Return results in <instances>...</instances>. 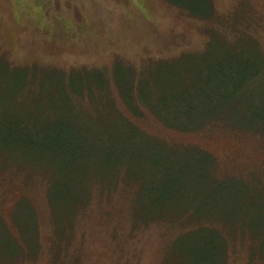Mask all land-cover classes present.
Wrapping results in <instances>:
<instances>
[{
  "label": "rangeland",
  "instance_id": "obj_1",
  "mask_svg": "<svg viewBox=\"0 0 264 264\" xmlns=\"http://www.w3.org/2000/svg\"><path fill=\"white\" fill-rule=\"evenodd\" d=\"M210 3L204 17L205 0H0V264H264V135L218 122L179 131L123 100L167 83L198 94L217 64L252 58L263 73L253 112L237 108L262 114L264 0ZM128 121L142 130L133 143L145 163L130 157ZM60 129L86 140L82 158L42 149L41 135ZM192 147L227 178L204 199L173 197L180 175L162 177L160 162H182L181 182L196 190L208 163ZM205 223L212 230L198 233Z\"/></svg>",
  "mask_w": 264,
  "mask_h": 264
},
{
  "label": "trees",
  "instance_id": "obj_2",
  "mask_svg": "<svg viewBox=\"0 0 264 264\" xmlns=\"http://www.w3.org/2000/svg\"><path fill=\"white\" fill-rule=\"evenodd\" d=\"M205 7L207 12L205 14L204 12L198 13L192 8V10L190 9L189 11L191 13L196 12L200 16L206 17L212 12L210 0H205ZM255 63V59L249 58L248 60H246V63H244L242 67H236L234 69L231 68V61L217 64L213 72L208 71V73L206 74V78H209L210 84L207 83V85H205L204 82L200 86L199 91L197 92L198 94H195V92H192L190 89H188V85L186 83H179V86L181 87H178V90L176 91L172 89L170 83H167L166 87L164 86V84L158 85L157 90L154 92V94L151 93L150 90L146 94H144L141 90H138V87H131L130 90L125 92V94L123 95V100L128 106L131 107L130 109H132L134 112L140 113V111L137 110L133 105V101L135 99L138 100L142 105L150 108L152 112L159 118V120H161L165 125L179 131L199 130L206 125H213L217 124L216 122H218L223 126L244 129L248 131L253 130V132L262 133L264 135V110L262 111L261 115L258 114L253 118L254 115L251 116V114L241 113V111L244 112L241 107L237 108V105L241 103L242 105L246 106L247 111H250V113L253 112L254 102L252 100L254 97L252 94V88L257 85V80H259V78L263 76V73H261V71L258 69L259 67H256ZM157 70H164V74H168L167 71L170 69L160 68L159 66H157ZM211 73H213V75L210 76ZM91 74H93L92 79L97 81L98 88L102 89L103 87H107L105 79L103 80V77L99 70L91 71ZM139 97L141 99H138ZM237 111L239 114H242L240 116L241 120H243L244 118H249V122L247 125L242 123L237 124V122L239 121L237 119L239 118L237 115ZM19 126V132L23 133L24 131H28L26 127L21 125ZM126 127H128V131L131 137V143L127 147L128 151L130 150V157H135L136 160L140 159L139 161L141 163H145L146 159L144 157V154H141V152L138 151L139 149L136 148L135 144L133 143L134 139L138 137L143 138L142 130L130 121L127 122ZM10 129L13 130V128ZM61 132V129L60 132H57V130L51 132L55 137L50 139H45L43 137L44 135H41V138L39 140H43L46 143H40V145L43 146L42 149L54 150L55 153H59V155L70 158L68 159L69 161H73L74 159H76L79 154L80 158H82L83 153H85L86 140H80L76 138V135L71 133V131L64 133ZM57 134H59L62 139H56ZM34 136L39 137L40 133L38 134L35 132ZM46 140H48V143ZM28 142L29 144H32V139L29 138ZM192 148H194L199 153V155L202 156L208 163L205 166L203 172L200 174L203 185L197 187L196 190H194V188H190L188 184L186 186L185 182H181V180H183L184 178L182 176V162L176 161L175 158L171 159L170 156H168V158L171 159L169 160L170 162L168 160L160 162L159 166H161L162 170V173L160 175H162V177L165 178L168 173L171 172L172 168H174L175 174L178 173L180 175V180L177 179V181H173V186L175 189L174 192H172L173 197L175 196L181 199L194 200L196 191H199L201 192V199H204V196H207L209 192H217L219 187V179L227 178V176L220 177L214 174V172L212 171L213 159L210 154L198 149L197 147ZM97 152L100 153L99 156L101 157V160L109 161L108 157L105 156L101 151ZM115 159L118 161V165L122 164V157L116 156ZM169 163L171 164L169 167H167ZM250 177H253V175H251ZM194 179V174L190 175V180L193 181ZM245 185L246 184H244V186ZM55 186L56 185L53 186V189L55 188ZM187 188H189L190 190H188ZM244 192L246 195L245 198H248V200H251L255 195V191H250L247 187H244L243 193ZM59 193L60 192L57 191L55 192L56 197ZM205 205L210 204L201 201L200 206ZM190 206L191 207H188L186 211L184 209V214H186V212L192 213L193 209H196L195 206ZM202 209L203 208L200 207V211ZM214 214L215 212L212 209L207 215H200H203L204 217H206V219H213ZM165 216L167 215L163 214L157 216V218H164ZM170 216H173L175 219L179 218L178 213H170ZM201 226L207 228H200ZM195 229L198 233H201L205 230L210 231L209 229H211V227L205 223L197 226ZM199 229L203 230L199 231Z\"/></svg>",
  "mask_w": 264,
  "mask_h": 264
}]
</instances>
